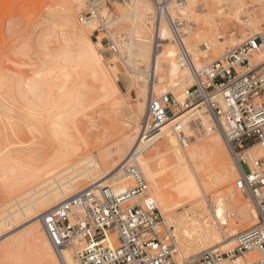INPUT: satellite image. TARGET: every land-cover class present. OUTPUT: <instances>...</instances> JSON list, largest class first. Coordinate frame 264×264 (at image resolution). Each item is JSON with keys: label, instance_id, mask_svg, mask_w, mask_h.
<instances>
[{"label": "rangeland", "instance_id": "obj_1", "mask_svg": "<svg viewBox=\"0 0 264 264\" xmlns=\"http://www.w3.org/2000/svg\"><path fill=\"white\" fill-rule=\"evenodd\" d=\"M147 1L156 13L153 2ZM57 2L58 0H0V264H44L36 244H22L23 246L16 251L7 252L10 242L20 237L26 227L35 223V220L26 221L20 213H15L13 218L7 217L9 212L16 210L15 201L26 206L27 213L36 214V210L28 203L42 194L45 187L52 189L55 186L54 178L63 183L67 178H72L89 167L90 157L96 158L102 150L113 151L116 135L120 131L139 125L140 132L146 112L145 109L144 114L138 117L140 104L136 100L134 82L121 57L109 52L104 45L101 46L94 39L96 21L88 39L94 54L96 55L97 50L108 70L94 80L85 72L84 67L75 64L76 52L71 46L76 45L79 40L68 34L67 24L58 18L59 12L56 11L60 8H56L59 6ZM85 3L86 0H82L80 6L69 4L73 20L78 27L80 26L78 14ZM128 4L129 0L111 1L110 5L103 9V15L107 17V21H113L119 13L128 8ZM167 6H171L175 17L177 15L176 18L184 27L183 31L190 29L187 32V43L202 45L205 41L214 42L210 26L217 28L219 35L224 36L222 50L217 53L209 51L204 55L198 54L202 66L222 57L227 49L247 39L248 34L264 33V0H170ZM206 17L210 21V26L204 24ZM251 18L258 25L255 31L247 26V21H251ZM112 24L109 30L113 36L128 42L129 28L126 21L121 19ZM160 43L162 42L158 44ZM162 44L156 51L154 50L155 52L161 50L160 60L158 58L161 64L164 61V53L172 49L169 45ZM144 69L140 66L141 71ZM146 78L149 82V76ZM165 78H162L161 82H165L167 80ZM181 79L183 80L180 77L178 79L180 81L177 82H181V86L171 90L165 83L163 86L160 81L158 83L153 79V83L155 82L153 98L160 97L156 90L164 87L166 94L175 99V95L184 92L193 84V80L184 82ZM89 82H92L95 89L83 90V83ZM31 89H34L32 93ZM108 91L111 93L105 96ZM145 104L147 105L146 100ZM128 135L130 141L134 143L138 134L131 130ZM210 136L212 135H206V131L197 123L192 133L185 137L183 145H200ZM158 143L159 141L146 148L142 155H148L146 158L151 161L148 168L152 180L168 184L170 180L159 177L164 167L173 168L172 166L177 164V159L175 153L166 156L163 155L167 152L154 153V147ZM223 147L228 153L224 143ZM215 154L205 150L203 165L206 171L211 172L220 168L221 162H218V154ZM227 155L229 164L234 166L229 153ZM129 158L130 156L124 164L128 163ZM116 160L115 157L111 161V168L118 164ZM72 164L73 168L70 167ZM131 164L136 165L134 162L128 165ZM191 164L193 167V163ZM114 174L115 172L110 177ZM123 180L119 181L120 185L123 184L125 187L131 185L129 180ZM235 180L236 175L226 185L208 189L204 187L202 178L198 183L192 176H188L174 184L173 188L165 190L170 200L169 211L161 212L165 214L167 220L169 219L168 221L178 216L185 220L191 218L197 227L207 228L205 220L209 216L210 207L213 206L223 227H229L226 226L224 215L233 210L240 222L237 227L233 226L238 234L252 225L244 224V221L249 218L247 203L251 207L253 205L246 194L235 188ZM149 183L150 194L153 196V187ZM108 184L113 189L118 183L106 185ZM200 187L204 190L203 193L208 195L209 201H204ZM227 192L231 193L233 198L222 202ZM239 199L245 201L244 207L239 204ZM38 202L40 201L34 203L35 206L39 204ZM195 205L198 208H195ZM170 223L172 224L173 220ZM173 227L178 249L183 257L195 256L216 243H204L191 248L187 246L189 244L183 235L182 227L177 226V223L176 229L175 225ZM235 245L236 241L233 242V246ZM212 249L224 251L218 247ZM182 251L187 255L185 256ZM252 254H247L244 259H249ZM177 257L178 253L174 258Z\"/></svg>", "mask_w": 264, "mask_h": 264}, {"label": "built area", "instance_id": "obj_2", "mask_svg": "<svg viewBox=\"0 0 264 264\" xmlns=\"http://www.w3.org/2000/svg\"><path fill=\"white\" fill-rule=\"evenodd\" d=\"M111 1L86 0L78 21L95 20L94 39L116 53L102 13ZM151 1L155 17L164 15L179 41L166 13L170 0ZM177 24L184 29L180 21ZM191 70L193 84L184 92V104L168 94L149 99L143 135L161 129L170 119L176 124L186 111L204 107L234 164V186L250 199L256 222L236 235L233 249H207L177 262L174 227L158 208L141 170L125 165L129 187L112 189L99 183L42 215L52 245L58 252L70 250L74 264H264V33L249 35L202 70ZM185 141L184 135L179 136L181 144ZM255 148L261 156H255ZM250 253L254 256L244 259Z\"/></svg>", "mask_w": 264, "mask_h": 264}, {"label": "bare ground", "instance_id": "obj_3", "mask_svg": "<svg viewBox=\"0 0 264 264\" xmlns=\"http://www.w3.org/2000/svg\"><path fill=\"white\" fill-rule=\"evenodd\" d=\"M71 1H73L72 4H76L78 6L82 5V0H58L57 4L59 6H56V8L58 7L60 8V10L56 12H59L58 18L61 21L64 20L67 24L69 30H66H68V34L73 35L79 40L76 45L71 46V48H73L76 52L75 64H78L79 67H84L85 72L95 80L97 78H100L104 71L108 70L97 50L96 55L94 54V51L88 39L89 34L93 30L95 20L80 22V26L78 27L75 24L71 14V10L69 9L71 8L69 5L71 4ZM166 7V13L168 16H170L174 23V28L178 33L179 41L176 40L174 33L169 30L168 25L165 22L164 15L160 18L155 17V12L153 11L150 2H148L147 0H129L128 8L126 10H123V12L119 13V16L116 17L115 20H110L106 23V26L109 27L115 21L117 22V20L124 19L129 26H127V28H129L127 35L128 42H124L123 40H120V38H115L111 32H109V36L116 46V54L121 57L126 68L132 75L134 89L136 90L137 94L136 100H138L140 104V106L137 104L139 106L137 111L138 117L145 112V100L146 102H148L155 93V88L153 85L155 82L153 83V79H156L159 83V81H162V78L166 77L167 82L165 81L166 78L163 80L165 82H161L163 86L165 83L170 90L172 88H179L181 82H177L180 81L178 80L180 79V77L183 78V80L181 79V81H191V69H193L194 71H200L205 67L204 65L202 66V63L199 60V53L203 55L204 53L209 51L217 53L219 50H222L223 44L225 43L224 36L219 35L217 28H215L214 26H210V21L207 17L204 18V24L210 26V32L213 34L214 42L205 41L202 45L187 43V32H189L190 29L188 28L187 31L184 32L180 26L181 24H177V15L175 17L174 13L170 9L171 6ZM247 22V26L250 30H257L258 25L253 18H251V21ZM164 23L166 24V26ZM159 42L165 43L164 45H169L170 47H172L170 52L164 53V61L162 64L158 61V58L160 60L159 55L161 50L159 49V52H155L157 47L163 45L162 43L158 44ZM140 66L144 67L145 69L141 71ZM148 76L149 82L146 78ZM83 85V90L95 89L92 82H89V84L83 83ZM165 89L163 87L156 91L160 95H163L167 93ZM33 90L34 89H31L30 92L32 93ZM184 92H180V94L175 95V100L180 104H184ZM109 93L111 92L108 91L107 93H105V96L109 95ZM173 123L174 119H170L167 125L147 135H143L142 127L141 131L139 132V125L133 127L131 126L130 128L128 127L127 129H124L117 133V135L115 134V140H117L115 146H113V151L102 150L100 155L98 153V158H95V156L90 157L91 165L89 167H86L84 171L75 174V176H73L72 178H67V180L63 183H59L54 178L55 186L52 189L45 187V191L42 194L38 195L36 198H34V200L28 203V205H31L36 210V214L27 213L26 206L21 205L18 201H15V205H17V208L16 210L9 212L7 217L13 218L15 213H20L26 221L31 222L32 220H35V223H33V225L29 224L30 226L26 227L27 229H25L20 237H17L10 242L7 252L11 253L13 252L12 250L16 251V249L21 248L23 246L22 244L31 243L37 245L40 258L42 259V262L44 264H74L73 254L70 250L66 249L62 252H58L52 245L44 229L41 220L42 215L48 209L60 204L61 202L65 201L66 199L80 191L92 187L93 185L99 183L103 185H106L107 183L114 184L116 182L119 184V181L122 182L124 181L123 179H125L122 168L125 165L130 164L131 162H134L136 164V166L143 173L144 177L147 178L146 180L151 183V187H153V198L160 211H169L168 204H170V200L167 198L165 190L170 189V187L173 188L174 184L179 183L188 176H192V178L198 183L199 179L202 178L204 187L208 189L223 186L229 183L236 175L235 167L229 164V157L227 155L228 153H226L224 150L225 148L223 147L222 137L214 129L213 120L206 112L205 108L197 107L192 110L186 111L181 115L176 124ZM197 123L198 125H201L202 128L206 131V135L212 136H210L207 141L203 142L200 145L184 146L179 142V136L184 135L186 137L191 134L193 128L197 125ZM131 130H133L136 135L138 134L134 143L130 141V137L128 135L129 131ZM118 141H120V143H118ZM158 141L159 143L154 147V153L160 154L167 152L163 156H166L169 153H175L177 159V164L172 166L173 168L164 167L159 177L160 179L163 178L165 180H170L168 184H160L158 180H152V176L148 168V163L151 161L146 158V156L148 155H142V152L146 148L150 147ZM205 150H208L210 154H218V162H221L220 168L218 170H212L210 172L204 169L203 161L205 160ZM254 153L256 157L261 156V151L258 148H255ZM129 156L130 158L128 160V163L124 164V161H127L126 159H128ZM115 157L117 158L116 163L118 164L116 165V167L111 168V161ZM159 157L160 156H158V158ZM191 163H193V167ZM73 165L74 164H72L70 167L73 168ZM114 172L115 174L110 177V175H112ZM118 184L117 189L125 187L123 184L122 185L124 187ZM149 189L151 188L149 187ZM203 191L204 190L201 188L202 193ZM232 198L233 195L227 192V194L223 196L222 202H227ZM203 199L204 201L206 200V202L209 201L208 195L203 193ZM36 201H40L38 202L39 204L37 206H35L34 204ZM238 202L243 207L246 205L243 199H239ZM200 206L201 204L199 205V207ZM247 206L249 218L244 221V224L251 225L256 222L257 213L256 210L248 203ZM195 208H198V206L196 207L195 205ZM202 209L204 210L205 208L202 207ZM224 216L227 223L226 226L229 225V227H223V224L217 218V214L213 206L209 208V216L205 220L207 228L197 227V225L194 224L191 218H188L189 220H185L181 219L178 216L177 218L172 220L175 225V229L176 223L177 226L182 227L183 235L185 236L189 244L187 246L194 248L195 246L198 247L199 245H202L204 243L210 244L211 242H216L205 249L207 250L218 247L220 249H223L224 251H228L235 247L233 246V242L235 243V237L237 234L234 231L233 226L237 227L240 222L236 217L235 211L233 210L229 211ZM171 221L168 222L170 223ZM175 237L177 238V236ZM175 243L178 253V257L175 260L178 262L189 258L182 256L180 250L178 249L177 241ZM183 254L185 256L187 255V253L184 252ZM252 256H254V254H252ZM238 261H240V259Z\"/></svg>", "mask_w": 264, "mask_h": 264}]
</instances>
